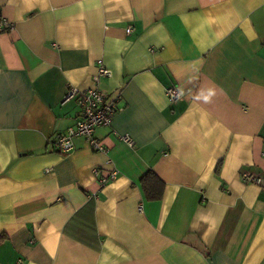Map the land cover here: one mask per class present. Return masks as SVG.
I'll list each match as a JSON object with an SVG mask.
<instances>
[{
    "label": "crops",
    "instance_id": "obj_1",
    "mask_svg": "<svg viewBox=\"0 0 264 264\" xmlns=\"http://www.w3.org/2000/svg\"><path fill=\"white\" fill-rule=\"evenodd\" d=\"M0 7V264H264V0ZM100 65L121 95L95 130L106 150L77 136L61 153L80 115L66 93ZM150 170L162 199L143 193Z\"/></svg>",
    "mask_w": 264,
    "mask_h": 264
},
{
    "label": "built area",
    "instance_id": "obj_2",
    "mask_svg": "<svg viewBox=\"0 0 264 264\" xmlns=\"http://www.w3.org/2000/svg\"><path fill=\"white\" fill-rule=\"evenodd\" d=\"M14 29V24L11 20L7 19L6 16L2 14L0 7V33L1 31H10ZM132 27H128L127 31L130 33L132 31ZM153 51V49H151ZM98 70L93 76L94 86L78 90L72 88L69 90L67 95L64 98V101H68L70 99L75 98L78 102V106L80 107V115L76 118V122L74 125L68 127L65 131L60 133L55 139V145L57 150L61 153L67 154L70 153L75 145L74 139L77 136H83L87 138L90 142L91 146L96 150H106L105 146L101 144V141L95 138V130L109 126L112 122L113 114L119 110L118 103L121 99V95L117 92V94L112 97L107 96L102 89L99 87L101 79L108 78L112 75V70L108 67H104V65L97 66ZM167 94L170 100H176L180 92L176 88L167 89ZM125 142L129 144H133V140L130 136H123ZM264 150V149H263ZM264 155V151H263ZM95 172H99L96 168ZM244 178L247 181H253L260 183L262 178L260 176H256L252 173H244ZM118 177V172L116 170L110 171L107 176L102 177L99 182L102 186L110 182V180H115Z\"/></svg>",
    "mask_w": 264,
    "mask_h": 264
},
{
    "label": "trees",
    "instance_id": "obj_3",
    "mask_svg": "<svg viewBox=\"0 0 264 264\" xmlns=\"http://www.w3.org/2000/svg\"><path fill=\"white\" fill-rule=\"evenodd\" d=\"M140 180L146 199H162L165 182L160 180V177L154 171H148Z\"/></svg>",
    "mask_w": 264,
    "mask_h": 264
}]
</instances>
